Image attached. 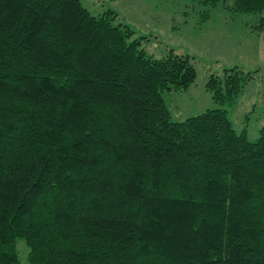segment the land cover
I'll return each instance as SVG.
<instances>
[{
	"label": "trees",
	"instance_id": "obj_1",
	"mask_svg": "<svg viewBox=\"0 0 264 264\" xmlns=\"http://www.w3.org/2000/svg\"><path fill=\"white\" fill-rule=\"evenodd\" d=\"M226 8L264 29V0ZM115 17L0 0V264L18 239L27 264H264V126L249 141L224 108L251 73L210 75L218 107L173 121L189 56L147 55Z\"/></svg>",
	"mask_w": 264,
	"mask_h": 264
},
{
	"label": "rangeland",
	"instance_id": "obj_2",
	"mask_svg": "<svg viewBox=\"0 0 264 264\" xmlns=\"http://www.w3.org/2000/svg\"><path fill=\"white\" fill-rule=\"evenodd\" d=\"M80 1L92 15L114 11L113 23L127 25L147 55L189 56L196 70L194 83L187 90L162 94L173 121L218 107L206 89L210 75L223 78L224 69L232 67L251 73L235 102L224 108L237 132L245 129L249 141L257 139L264 126V29L254 27L259 15L229 11L231 0H220L203 22L200 15L207 5L202 0ZM16 248L20 262L27 264L24 241L18 239Z\"/></svg>",
	"mask_w": 264,
	"mask_h": 264
}]
</instances>
